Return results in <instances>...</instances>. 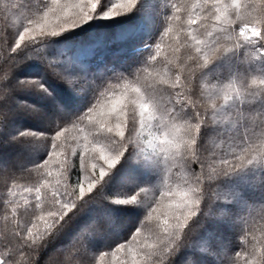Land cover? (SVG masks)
I'll return each mask as SVG.
<instances>
[{
  "label": "snow or ice",
  "instance_id": "6c2138e0",
  "mask_svg": "<svg viewBox=\"0 0 264 264\" xmlns=\"http://www.w3.org/2000/svg\"><path fill=\"white\" fill-rule=\"evenodd\" d=\"M10 2L11 17L5 15L0 27V56L4 57L0 64V264H41L42 260L44 264H94L91 254L103 247L94 248L90 241L102 236L120 213L133 208L142 209L149 221L155 218L156 224L138 239L139 218L126 240L109 246L114 254L123 250L122 264H264V0L183 4L189 30L175 52L187 48V60L178 56L175 65L165 60L167 71L160 78L140 71L157 60L151 54L160 47L155 38L145 45L148 57L99 76L49 54L60 36L96 21L131 17L140 10L141 0ZM157 2L162 19L155 37L171 31L173 18L182 19L180 5ZM208 21L213 22L211 31ZM197 25L205 29L200 33L205 39L192 34L196 31L192 26ZM220 34L231 42L230 49L221 47ZM248 48L256 55L245 64L237 52ZM30 61H39L83 96V108L49 115L35 104L24 103L19 94L28 89L52 96L39 79L17 76ZM217 61L227 62L240 86L232 87L230 81L229 87L202 105L192 97L208 66ZM116 79L119 90L105 96ZM100 96H105L103 105ZM24 116L46 119L45 129L16 125ZM85 122L90 129L84 136L79 172L74 174L65 155L55 175L48 171L36 180L33 169L40 171L49 164L56 141L68 131L66 125L77 128ZM130 123L140 129L154 124L161 132L163 139L156 137L151 154ZM13 125L15 131H10ZM212 138L239 151L210 150ZM10 148L18 154L43 152L44 156L30 165H13L5 158ZM160 153L183 169V186L173 189L162 177ZM141 170L156 176L155 182L142 183ZM245 172L256 173L255 190L261 196L242 195L238 203L223 190L222 180ZM161 179L166 190L157 199L156 182ZM229 237L235 241L243 237L250 246L233 244Z\"/></svg>",
  "mask_w": 264,
  "mask_h": 264
},
{
  "label": "trees",
  "instance_id": "16d2710c",
  "mask_svg": "<svg viewBox=\"0 0 264 264\" xmlns=\"http://www.w3.org/2000/svg\"><path fill=\"white\" fill-rule=\"evenodd\" d=\"M193 2H195V0H171V3L180 5L181 7L185 3L191 4ZM138 7L140 10L134 13L131 17H125L111 22L96 21L91 25H86L82 29H77L60 36L50 48L49 54L59 56L65 61H70L77 70L84 71L89 75L99 76L100 74H108L112 69H127L139 59L148 57L150 53L147 51L145 45L155 38L160 47L159 49L153 48L151 54L157 55V60L152 62L151 67H147L146 70L140 69V71H144L145 75L150 74V77L160 78V76H163L167 71L164 64L165 60L170 61L171 65L177 63L178 56L183 57L185 61L187 60V48H182L180 53L175 52V48L178 44L184 42L185 35L189 30V26L187 25L188 13L183 11L182 7V12L180 13L182 19L177 21L173 18L170 22L171 31L166 34H161L159 37H155L157 34L156 25L162 19L158 10L157 0H141ZM11 8L12 5L10 0H2V2H0V27L4 26L3 20L5 15L11 17ZM196 12H199V9H197ZM212 23V21L207 22V30H212ZM181 27H183V31H180ZM192 27L196 29V31L192 33L193 35H197L200 39L206 38V36L200 35V33L205 31L204 28H201L199 25ZM13 30L15 29L13 28ZM178 34L180 37L179 41L177 40ZM220 35L221 47L230 49L232 47L231 42L226 41L223 38V34ZM189 43L191 44L194 42L189 41ZM255 55L256 53L251 48L241 49L237 52V56L240 57L245 64L249 57H255ZM3 59L4 57L0 56V64L3 63ZM6 67L7 66L5 65V68ZM206 73L207 74L198 81L195 95L192 97V99L202 105H207L210 98L215 99L218 91H222L229 87L230 81L232 82V87L240 86L235 76L230 71L226 61H217L214 64L209 65L206 69ZM17 76L20 78L39 79L41 83L48 88L52 93L51 97L44 96L35 89H28L21 92L19 98L24 100V103L35 104L49 115L56 114L61 110L64 112L75 113L80 111L84 106L85 98L78 95L56 77L52 76L47 68L39 61H30L23 65L17 72ZM164 78L167 79V77ZM119 83L120 81L118 79L114 80L106 90L105 96L107 93L114 90L118 91L117 84ZM76 91L78 92L79 88H77ZM105 96H100L98 98L101 105L105 102ZM46 124V119L33 116H24L23 119L16 122V125L18 126L31 127L37 131L44 130ZM16 125H13L10 128V131H15ZM66 126L68 127V131L56 141V154L50 159L49 164L40 171L33 169L36 180L42 178L43 174L48 171L53 172L55 175L59 170L58 165L65 159V155L68 157V163L73 167L74 174L79 172L80 156L84 151V136L88 135L90 126H87V122H85V124H78L77 128H72L70 125ZM81 127L85 128L84 132H79V128ZM129 127L139 134L138 125L134 126L130 123ZM155 129L156 130L154 131L158 132L156 127ZM205 134L207 135L208 132ZM88 138L91 139V136ZM40 146L42 150L46 148L43 141ZM208 147L210 150H215L217 153L225 150L239 151V149L228 148V146L222 144L215 138L209 140ZM155 151L158 152V149L156 148ZM43 156V152L18 154L11 148L5 154L6 160L13 165H30L41 159ZM160 159L161 164L166 163V165L163 166L164 170H169L170 172V175L167 178L168 185L172 188L178 184L183 186L182 177L185 174L184 171H182L183 169L176 165L170 156L165 158V154L160 153ZM89 163H95V161H90ZM255 176V172H245L238 176L223 178V190L226 193L231 194L238 203L240 202V197L242 195L249 199L259 198L261 193L255 190ZM156 178V176L149 172L144 177H141V182L153 183ZM164 190H166L164 180H158L156 182L157 199L159 198V192ZM235 193H237L236 196L234 195ZM20 198L22 199L23 197ZM151 198L152 193H149V199ZM164 203H168L167 199H165ZM172 203L174 204L175 201H172ZM142 215L143 210L139 208H133L120 213L115 222L105 229L102 236H97L94 240L90 241L94 248L103 247L100 251L91 254L94 258V264H122V261L124 260L123 250L115 252L114 254L109 246L114 248L116 244L126 240L129 237V230L135 225L139 218L140 222L138 226L141 227L142 234L138 239H142L143 236L148 235L149 229L155 226L156 220L153 218L149 221ZM2 222L3 220L0 218V223ZM256 235L259 239L260 234L258 231ZM204 238L207 237L205 236ZM228 239L233 244L239 243L244 248L250 246L243 237H240L239 241L233 240L232 237H229ZM105 252H107V255L104 254ZM41 264H44L43 260L41 261ZM48 264H52V262L49 261Z\"/></svg>",
  "mask_w": 264,
  "mask_h": 264
},
{
  "label": "rangeland",
  "instance_id": "374dc122",
  "mask_svg": "<svg viewBox=\"0 0 264 264\" xmlns=\"http://www.w3.org/2000/svg\"><path fill=\"white\" fill-rule=\"evenodd\" d=\"M154 130H156L154 124H153L152 127L145 126L143 129L139 128V137L141 139V142H142L143 146L147 149L149 154H151V152L153 151V148L158 143V141L156 140V137H159L160 139H163V136L161 135V133L159 131L157 132V131H154ZM156 148L158 149L157 153H159V148L158 147H156ZM165 165H166V163H162V166H165ZM142 172H143V175L141 177H144L147 173H149V171H146V170H142ZM169 175H170L169 170H167V171L164 170L163 177H167L168 178ZM176 186L177 185H175V187L173 189H176ZM234 195L236 196L237 193H235ZM178 199H179V197L177 196V200Z\"/></svg>",
  "mask_w": 264,
  "mask_h": 264
}]
</instances>
